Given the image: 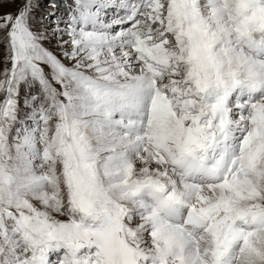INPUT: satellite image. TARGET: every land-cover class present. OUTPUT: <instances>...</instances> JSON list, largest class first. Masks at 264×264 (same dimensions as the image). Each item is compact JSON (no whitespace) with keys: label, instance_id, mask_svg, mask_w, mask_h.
Segmentation results:
<instances>
[{"label":"snow or ice","instance_id":"snow-or-ice-1","mask_svg":"<svg viewBox=\"0 0 264 264\" xmlns=\"http://www.w3.org/2000/svg\"><path fill=\"white\" fill-rule=\"evenodd\" d=\"M0 0V264H264V0Z\"/></svg>","mask_w":264,"mask_h":264},{"label":"rangeland","instance_id":"rangeland-1","mask_svg":"<svg viewBox=\"0 0 264 264\" xmlns=\"http://www.w3.org/2000/svg\"><path fill=\"white\" fill-rule=\"evenodd\" d=\"M42 4H43V7L41 8V11H47V5L46 3L44 2V0H42Z\"/></svg>","mask_w":264,"mask_h":264}]
</instances>
